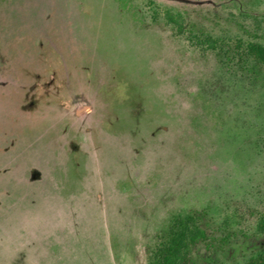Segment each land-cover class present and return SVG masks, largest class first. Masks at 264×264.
<instances>
[{
    "label": "rangeland",
    "instance_id": "374dc122",
    "mask_svg": "<svg viewBox=\"0 0 264 264\" xmlns=\"http://www.w3.org/2000/svg\"><path fill=\"white\" fill-rule=\"evenodd\" d=\"M258 43L264 0H0V264H147L197 213L264 251Z\"/></svg>",
    "mask_w": 264,
    "mask_h": 264
},
{
    "label": "trees",
    "instance_id": "16d2710c",
    "mask_svg": "<svg viewBox=\"0 0 264 264\" xmlns=\"http://www.w3.org/2000/svg\"><path fill=\"white\" fill-rule=\"evenodd\" d=\"M252 51L264 65V44H252ZM233 232L221 227L215 228L202 214L177 216L156 243L149 248L147 264H216L213 253L223 251L233 241ZM204 248L210 252L206 258L198 253ZM245 264H264V251L253 254Z\"/></svg>",
    "mask_w": 264,
    "mask_h": 264
}]
</instances>
